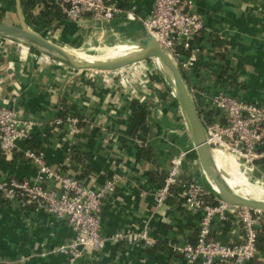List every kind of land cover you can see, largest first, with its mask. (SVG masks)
Instances as JSON below:
<instances>
[{"label": "crops", "instance_id": "crops-1", "mask_svg": "<svg viewBox=\"0 0 264 264\" xmlns=\"http://www.w3.org/2000/svg\"><path fill=\"white\" fill-rule=\"evenodd\" d=\"M192 1L194 11L203 19L196 40L200 50L194 65L179 71L196 109L204 115L218 93L264 101V0ZM133 2L118 0V13L104 25L89 16L82 24L64 19L56 34L70 37L89 28L114 35L138 27L144 31L141 21L127 19L126 12L132 3L137 6V14L144 16L152 0ZM0 15L4 22L17 15L16 0H0ZM14 42H6L0 49V105L12 107L23 119L35 122L30 138L20 141L19 146L31 148L29 140H33L50 165L89 185L101 186L115 177L117 183L105 195L99 213L102 235L126 231L132 237L135 231L147 227L156 244L106 243L100 249H84L81 257L69 263L65 255L55 252L73 236L65 221L0 199V264H186L169 244L193 242L199 214L185 207L176 189L160 207L155 206L154 193L164 181L161 173H167L170 160L180 153L182 176L207 190L210 187L200 169L179 99L165 77L142 73L128 84L121 83L117 75L108 78L97 71L41 62L33 54L19 51ZM134 98L148 102L147 142L153 149L154 163L138 158L142 144L130 134L129 105ZM59 112L78 117V128L72 131L64 122L50 124ZM213 120H222V114L217 113ZM71 151L73 157L66 162ZM223 154L213 153L221 171ZM249 170L264 178V160L256 161ZM36 172V166L21 153L14 152L9 159L0 157L2 178H32ZM52 185L49 182L48 186ZM211 233L225 243H236L243 237L233 216L214 221ZM243 264H264V253L258 252Z\"/></svg>", "mask_w": 264, "mask_h": 264}, {"label": "built area", "instance_id": "built-area-1", "mask_svg": "<svg viewBox=\"0 0 264 264\" xmlns=\"http://www.w3.org/2000/svg\"><path fill=\"white\" fill-rule=\"evenodd\" d=\"M136 0H134L135 2ZM65 19L78 21L89 16L95 23L110 22L119 11L118 0H57ZM133 2V3H134ZM136 4L130 3L126 18L139 20L146 34L151 35L179 68H191L200 50L196 43L203 29L202 17L194 11L192 0H152L150 11L140 16ZM12 40L0 36V49ZM119 71V69H117ZM114 71H97L109 78L117 75L121 83H130L133 77ZM207 111L222 114V120L204 117V132L211 151L228 152L250 169L256 161L264 160V101H246L238 97L218 93L207 105ZM67 123L70 130L79 126L78 117H57L50 124ZM35 122L23 119L17 110L0 105V157L11 158L14 152L32 162L37 169L32 178L0 177V199L14 202L21 208L42 210L58 220L65 221L73 236L58 245L55 252L66 256L69 263L81 257L87 248L100 249L106 243L138 241L144 247L156 244L147 227L135 231L132 237L126 231L102 235L99 213L105 195L112 191L117 179L112 177L101 186L84 183L66 174L60 167H53L41 150L22 149L20 141L30 138ZM138 144L142 140L135 138ZM183 153L174 156L169 163L163 183L154 193L155 206L160 207L172 194L179 191L185 207L199 214L195 241L169 244L171 250L181 255L186 264H243L259 252L256 237L264 226L262 211L233 205L202 184L184 178ZM70 161V153L65 157ZM52 182L51 187L48 186ZM235 217L242 230V239L225 243L213 237L212 223Z\"/></svg>", "mask_w": 264, "mask_h": 264}, {"label": "water", "instance_id": "water-1", "mask_svg": "<svg viewBox=\"0 0 264 264\" xmlns=\"http://www.w3.org/2000/svg\"><path fill=\"white\" fill-rule=\"evenodd\" d=\"M16 3L19 25L13 26L0 22V36H6L27 42L72 69L114 71L130 66L131 64L142 62L148 58H160L162 63L169 70L171 80L174 84L181 108L189 126L200 169L212 192L233 205L245 206L250 209L264 212V200L255 199L248 195H238L233 193L217 179L211 166V149L205 138L203 123L183 80L182 74L171 57L159 46L157 41L151 35L146 34V37H143L140 40L142 46L139 51L133 52L129 55L110 60H77L67 49L29 28L20 8V0H16ZM210 181L215 186V191L213 190Z\"/></svg>", "mask_w": 264, "mask_h": 264}, {"label": "rangeland", "instance_id": "rangeland-1", "mask_svg": "<svg viewBox=\"0 0 264 264\" xmlns=\"http://www.w3.org/2000/svg\"><path fill=\"white\" fill-rule=\"evenodd\" d=\"M5 22L3 23L13 25V26H18L19 21L17 15H14L12 17H8L4 19ZM77 22L80 24L85 23V21L82 19H79ZM27 23V22H26ZM28 25V24H27ZM29 28L32 30L38 32L42 36L46 37L47 39L51 40L52 42L61 45L65 49H67L74 58L77 56H82V55H88V54H98L99 53V48L102 45H112V44H119L122 41H128L130 43L135 44L136 46L141 48V43L140 40L143 37H146V33L140 29V27L137 28L136 31H128V33H122L121 35H114L111 34V32H101L100 29H92L89 28L90 30H86L85 32H79L75 35H71L70 37H64L61 38L57 34L51 35L48 30H35L33 29L30 25H28ZM94 30V31H93ZM1 37H6V36H1ZM6 39H10L12 41H15L14 45L18 47L19 51L25 52V54H33L35 59L41 60V62H46V63H54L57 65L65 66L68 67L60 62H58L56 59H53L52 57L48 56L47 54L43 53L40 51L38 48L35 46L21 41L17 39H12L9 37H6ZM73 52V53H72ZM77 55V56H76ZM120 75H131L133 77L136 75H142V73H161L165 79L167 80L171 90L173 91L172 85L167 78V74L165 73L164 68L162 67L161 63L154 57L148 58L142 62L131 64L130 66L120 68L119 71L117 72ZM174 93V92H173ZM224 154H227L225 156L224 154L222 155L223 157V166L222 168L223 173L225 174H240L242 173L246 180L248 181L249 184L253 185L256 187L257 191H261L262 195H257L255 192L251 194L250 196L259 198L260 200H264V178L260 177L257 175V173L250 172L247 166L243 165L242 161H240L238 158L233 157L230 153L228 152H221ZM219 154V153H218ZM217 154V155H218ZM231 156V157H230ZM236 160V161H235ZM241 165V166H240ZM237 167H239V171H237ZM208 187V186H207ZM210 189V188H209ZM211 191L212 190H208ZM214 194V193H213ZM258 197H257V196Z\"/></svg>", "mask_w": 264, "mask_h": 264}, {"label": "trees", "instance_id": "trees-1", "mask_svg": "<svg viewBox=\"0 0 264 264\" xmlns=\"http://www.w3.org/2000/svg\"><path fill=\"white\" fill-rule=\"evenodd\" d=\"M21 10L25 21L35 30H48L51 35L56 34V32L61 28L63 20L65 19L60 12L57 0H20ZM38 11H35V9ZM0 22L2 21V16L0 15ZM223 57L219 55V58ZM130 110V134L133 137L142 140V146L138 149L137 155L139 159H145L148 162L154 163L155 158L153 154V149L149 146L147 142L148 135V102L144 100L133 99L129 105ZM198 111V110H197ZM201 120L204 123V117L208 120H213V117L217 115V112L207 111L204 115L198 111ZM58 116L65 118L66 114L64 112H59ZM29 146L39 151L38 145L34 144L33 140H29ZM73 151L70 153V159H72ZM162 174L165 178L166 174ZM153 179H156V174L152 175ZM163 183V182H162ZM264 214V212H263ZM195 241V240H194ZM193 241V242H194ZM191 242V243H193ZM256 247L259 252L264 253V226L258 232L256 237Z\"/></svg>", "mask_w": 264, "mask_h": 264}, {"label": "bare ground", "instance_id": "bare-ground-1", "mask_svg": "<svg viewBox=\"0 0 264 264\" xmlns=\"http://www.w3.org/2000/svg\"><path fill=\"white\" fill-rule=\"evenodd\" d=\"M99 48V53L98 54H88V55H82V56H77L75 59L77 60H86V61H96V60H110V59H115L124 55H129L133 52L139 51L140 47L136 46L133 43H130L128 41H122L119 44H112V45H102ZM73 53V52H72ZM73 55V54H72ZM162 65V67L165 70V73L167 74V78L169 79L170 83L173 86V92L175 96L178 98L177 92L175 91L174 84L171 80L169 70L167 67L162 63L160 58H156ZM216 151H211L210 154V160H211V166L212 169L219 180L221 184H223L225 187H227L230 191L233 193H236L238 195H248L250 196L255 192L257 195H262L261 191H257L256 187L249 184L248 181L246 180L245 176L242 173L238 174H225L223 173L218 166H216L214 158H213V153ZM231 157V156H230ZM241 166V165H240ZM237 171L240 172L239 167H237ZM211 183V181H210ZM213 190L215 191L216 188L211 183ZM256 195V196H257ZM252 197V196H250ZM258 197V196H257ZM255 198V197H252ZM259 199V198H255Z\"/></svg>", "mask_w": 264, "mask_h": 264}]
</instances>
